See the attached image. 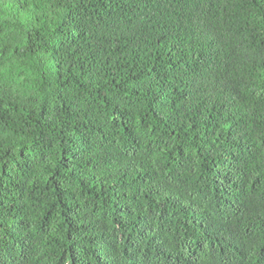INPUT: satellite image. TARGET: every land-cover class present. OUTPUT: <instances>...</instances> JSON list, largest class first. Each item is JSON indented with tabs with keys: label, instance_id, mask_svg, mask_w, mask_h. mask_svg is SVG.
Here are the masks:
<instances>
[{
	"label": "trees",
	"instance_id": "1",
	"mask_svg": "<svg viewBox=\"0 0 264 264\" xmlns=\"http://www.w3.org/2000/svg\"><path fill=\"white\" fill-rule=\"evenodd\" d=\"M0 264H264V0H0Z\"/></svg>",
	"mask_w": 264,
	"mask_h": 264
}]
</instances>
